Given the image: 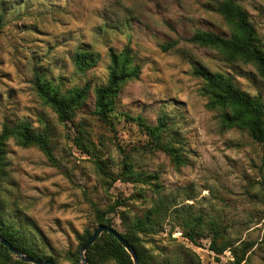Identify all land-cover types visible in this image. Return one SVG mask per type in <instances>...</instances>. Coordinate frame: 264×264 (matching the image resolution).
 Instances as JSON below:
<instances>
[{
  "label": "rangeland",
  "instance_id": "rangeland-1",
  "mask_svg": "<svg viewBox=\"0 0 264 264\" xmlns=\"http://www.w3.org/2000/svg\"><path fill=\"white\" fill-rule=\"evenodd\" d=\"M220 1L0 0V131L28 121L48 137L52 154L9 140L0 216L24 228L57 264H75L67 253L76 251L78 235L98 226L95 208L112 209L106 217L123 234L121 215L141 216L157 191L217 221L221 242L231 245L217 256L207 228L192 244L168 218L153 234L141 235L159 264H229L245 244H252L246 264H264V145L244 129L224 126L223 109L209 105L202 80L192 74L197 65L222 72L264 106V78L254 65L189 42L199 29L229 36L227 22L214 11ZM234 1L247 12L264 52V0ZM125 47L141 73L122 86L106 123L94 113L93 90L106 83L109 51ZM79 49L97 57L82 73L72 60ZM36 77L62 91L88 85L89 97L61 122L37 93ZM137 117L167 122L165 136L180 149L182 165L150 147ZM124 162L157 179L125 180L119 176Z\"/></svg>",
  "mask_w": 264,
  "mask_h": 264
},
{
  "label": "trees",
  "instance_id": "trees-1",
  "mask_svg": "<svg viewBox=\"0 0 264 264\" xmlns=\"http://www.w3.org/2000/svg\"><path fill=\"white\" fill-rule=\"evenodd\" d=\"M214 11L220 14L227 22L230 33L228 37H222L208 31H196L192 34L189 42L204 48L216 49L224 54L227 60H240L251 63L264 78V52L258 43L257 34L253 24L250 23L247 12L234 0H222L215 4ZM3 17L0 15V30L4 26ZM165 50V49H164ZM110 64L106 83L96 87L94 94V113L103 122H108L110 114L118 104V96L123 85L132 80H137L141 69L134 64L131 50L123 48L116 53L109 51ZM73 64L78 72L82 73L91 68L97 57L91 51L77 50L72 57ZM192 74L201 79V93L209 100V105L223 109L221 114L224 126L238 127L248 132L251 139L264 145V106L260 97H251L239 90L233 77L222 72H211L199 65L193 67ZM34 85L40 98L57 114L61 122H66L74 117L75 112L85 105L89 97V86L73 87L62 91L58 86L36 77ZM137 125L148 137L150 147L169 157L176 166L184 163L180 149L175 147L174 140L165 136L167 122L157 119L147 123L140 117L134 119ZM16 141L21 147L37 146L48 158H51V148L48 137L41 132L35 131L30 122L22 121L15 125L4 124L0 131V211L4 209V201L1 199L2 185L7 177V146L9 140ZM122 173L119 175L133 183H146L147 180H156L157 176L145 175L133 171L130 165L122 164ZM156 188H158L156 186ZM156 201L152 208L145 211L141 216H135L128 220L123 214L122 219L125 233L121 234L139 259V264H159L151 251L143 246L141 235H151L163 222L171 218L183 231V237L192 244L204 237V227L207 228V236L210 238L209 248L217 256L222 255L230 244L221 242V232L215 220H205L201 214H195L191 205H181L176 199L169 198L156 192ZM118 202H116L117 204ZM119 206V205H116ZM98 225L113 227V220L106 215L112 209L101 211L94 209ZM2 215V214H1ZM0 237L5 239L13 248L24 255L41 261H57L50 255H46L28 237L24 228L15 226L12 222L4 221L0 216ZM95 229V228H94ZM85 230L78 235V246L75 252H68L66 258L72 263L78 264L80 247L90 237L93 230ZM252 244H245L241 253L232 252L233 260L229 264H246L245 255ZM87 264H106L113 261L115 264H133V259L109 233H102L84 253ZM0 264H30L21 260H14L6 247L0 244Z\"/></svg>",
  "mask_w": 264,
  "mask_h": 264
},
{
  "label": "water",
  "instance_id": "water-1",
  "mask_svg": "<svg viewBox=\"0 0 264 264\" xmlns=\"http://www.w3.org/2000/svg\"><path fill=\"white\" fill-rule=\"evenodd\" d=\"M104 232H107L109 234H111L117 241L118 243L125 249V251L130 255L131 259H133V264H139V259L137 258L135 252L132 250V248L129 246V244L124 240V238L122 237V235L116 231L114 228L112 227H108L105 225H98L92 232V234L90 235V237L86 240V242L80 247L79 250V256L81 259V264H87L85 257H84V253L85 251L94 244V242L96 241V239ZM0 244L3 245L4 247H6L8 249V251L15 256L17 259L25 262V263H30V264H54L51 261H41V260H37L34 259L33 257H30L28 255H24L22 253H20L19 251H17L15 248H13L5 239H3L2 237H0Z\"/></svg>",
  "mask_w": 264,
  "mask_h": 264
}]
</instances>
